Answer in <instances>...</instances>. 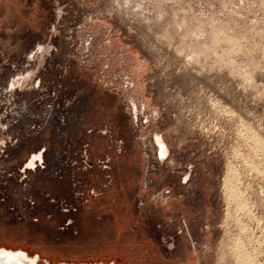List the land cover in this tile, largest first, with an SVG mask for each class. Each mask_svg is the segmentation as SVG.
Instances as JSON below:
<instances>
[{"label":"rangeland","instance_id":"374dc122","mask_svg":"<svg viewBox=\"0 0 264 264\" xmlns=\"http://www.w3.org/2000/svg\"><path fill=\"white\" fill-rule=\"evenodd\" d=\"M0 249L264 264V0H0Z\"/></svg>","mask_w":264,"mask_h":264},{"label":"bare ground","instance_id":"6f19581e","mask_svg":"<svg viewBox=\"0 0 264 264\" xmlns=\"http://www.w3.org/2000/svg\"><path fill=\"white\" fill-rule=\"evenodd\" d=\"M38 256L30 258L27 253L17 250L0 249V264H37ZM46 264H49L48 262ZM67 264V263H60Z\"/></svg>","mask_w":264,"mask_h":264},{"label":"flooded vegetation","instance_id":"af4514ba","mask_svg":"<svg viewBox=\"0 0 264 264\" xmlns=\"http://www.w3.org/2000/svg\"><path fill=\"white\" fill-rule=\"evenodd\" d=\"M22 81H24V77L21 79V80H16L13 82V84H11L10 86L14 87L15 85H20L22 83ZM18 88V87H17ZM16 87H14L13 89L16 90L17 89ZM7 89L11 92L13 91L12 89H9V85L7 86ZM159 144L162 146V142L159 141ZM6 148H8L6 146ZM42 162V156H41V153H35V154H32L29 159L27 160L26 162V166L24 167V169H32V168H35L38 166V163H41ZM25 253H27V251H23ZM28 256L30 258H33V256H31L29 253H27ZM49 264H52L50 262H48ZM67 263V262H65ZM57 264H60V263H57ZM68 264V263H67ZM69 264H73V263H69ZM76 264H94L92 262H82V263H76Z\"/></svg>","mask_w":264,"mask_h":264}]
</instances>
